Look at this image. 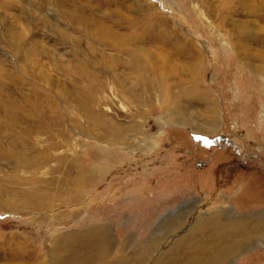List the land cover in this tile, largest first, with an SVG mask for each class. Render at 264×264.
<instances>
[{"label": "rangeland", "instance_id": "obj_1", "mask_svg": "<svg viewBox=\"0 0 264 264\" xmlns=\"http://www.w3.org/2000/svg\"><path fill=\"white\" fill-rule=\"evenodd\" d=\"M238 240L264 264V0H0V264Z\"/></svg>", "mask_w": 264, "mask_h": 264}, {"label": "bare ground", "instance_id": "obj_2", "mask_svg": "<svg viewBox=\"0 0 264 264\" xmlns=\"http://www.w3.org/2000/svg\"><path fill=\"white\" fill-rule=\"evenodd\" d=\"M211 124H213V123H211ZM10 203V202H9ZM179 216V215H178ZM211 216V215H210ZM172 217V216H171ZM212 217V216H211ZM171 219H173V218H171ZM170 220V219H169ZM166 221V220H165ZM165 221H162V222H165ZM209 221V220H208ZM200 222V221H199ZM202 222V221H201ZM213 222V221H212ZM203 223V222H202ZM211 223V222H210ZM204 225V224H203ZM206 225V224H205ZM197 226V225H196ZM94 227V226H93ZM208 227V226H207ZM210 227V226H209ZM95 228V227H94ZM194 228V227H193ZM233 228V227H232ZM221 229V228H220ZM225 229H227V228H225ZM201 230V229H200ZM85 232L83 233V235L82 234H79L78 236L79 237H77V238H79V239H82V236H83V238H85L84 236H86L87 237V230H84ZM107 231V230H106ZM233 231V230H232ZM236 231V230H235ZM190 232V231H189ZM192 232V231H191ZM196 232V231H195ZM225 232V231H224ZM198 233V232H197ZM193 234V233H192ZM213 234V233H212ZM218 234H219V232H218ZM223 234V233H222ZM89 235V234H88ZM234 236V235H233ZM239 236V235H238ZM206 237H207V235H206ZM199 238H201V237H199ZM208 238V237H207ZM206 239V238H205ZM224 239H226V238H224ZM242 239V238H241ZM200 241V240H199ZM208 241V240H207ZM233 241V240H232ZM191 243V242H190ZM202 243V242H201ZM245 243V242H244ZM99 244V243H98ZM215 244V243H214ZM240 244H241V241H236V242H234V246H229V247H227V248H224V249H222L221 251H220V253H216L214 256L216 257V258H212V259H207V260H205V261H203L202 262V264H224V263H228L226 260H227V257L229 256V257H231V254H233V253H235L236 251V249L237 248H242V247H240ZM233 245V244H232ZM208 247V246H207ZM223 247V246H222ZM107 251V250H106ZM102 252V251H101ZM206 252V251H205ZM78 255H80V253L79 254H75L74 255V257H76V256H78ZM103 255H104V253H99V254H97V252H94V254H93V257L91 258V259H89V261H88V258H86L87 259V261H88V264H105L104 263V261H103ZM86 256V255H85ZM81 258L82 259H84V256H83V254H82V256H81ZM85 259V260H86ZM84 260V261H85ZM198 262V261H201V260H199L197 257H194L193 258V261H192V264H194V262ZM108 263V262H107ZM188 263V262H187ZM186 263V264H187ZM40 264H43V263H40ZM72 264V263H71ZM85 264V263H84ZM201 264V263H200Z\"/></svg>", "mask_w": 264, "mask_h": 264}]
</instances>
